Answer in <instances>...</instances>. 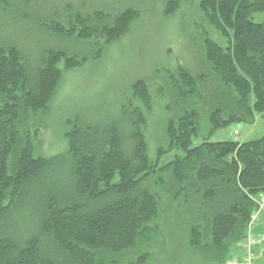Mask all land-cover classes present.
Listing matches in <instances>:
<instances>
[{
  "label": "trees",
  "instance_id": "trees-1",
  "mask_svg": "<svg viewBox=\"0 0 264 264\" xmlns=\"http://www.w3.org/2000/svg\"><path fill=\"white\" fill-rule=\"evenodd\" d=\"M41 1L0 0V264H150L177 238L181 251L167 257L177 264L235 256L264 196V136L210 137L264 112V22L251 18L264 0H164L167 18L186 4L198 7L202 63L161 77L158 95L170 99L167 145L156 159L145 133L155 95L144 78L128 86L117 115L67 116L65 150L41 151V118L65 73L101 59L142 14L133 6L86 13L69 0ZM66 41L92 54L70 51ZM211 79L220 90L209 100ZM203 121L208 136L194 146ZM174 149L183 154L161 165Z\"/></svg>",
  "mask_w": 264,
  "mask_h": 264
},
{
  "label": "rangeland",
  "instance_id": "rangeland-1",
  "mask_svg": "<svg viewBox=\"0 0 264 264\" xmlns=\"http://www.w3.org/2000/svg\"><path fill=\"white\" fill-rule=\"evenodd\" d=\"M69 1L76 9L81 8L86 13L103 9L116 14L126 7L133 6L139 8L142 14L134 23L132 32L110 45L101 59H92L83 67L65 73L64 81L56 96V103L55 99L53 101L54 107L51 113L41 118L44 124L41 133V151L50 154L52 151L58 153L65 150L66 145L62 146L65 142L62 133L63 119L67 116H88L101 121L102 117L117 115L129 94L128 86L133 80L144 78L150 83L155 95L153 110L147 118L145 133L149 143V155L152 159H156L158 148L167 145L165 131L168 112L165 106L170 98L158 95L164 85L163 76L166 75V70L180 64L185 65L190 62L191 65L198 66L202 63V46L200 39L197 38L201 36L198 29L201 17L196 10L198 7L193 5L192 8L189 5V8L186 4L177 16L167 18L163 12L164 0ZM251 18L254 22H264V11L253 13ZM204 27L210 29L206 23ZM215 36L224 41L221 36ZM34 37L35 44L42 45L43 40L39 31H36ZM65 45L70 51L77 52L79 55L92 54V48L84 43L66 41ZM219 90V84L211 79L209 100L211 92ZM207 136L208 124L203 121L200 134L193 138V145H199ZM262 136H264V112L256 113L253 123L236 121L215 131L210 140L244 142L259 139ZM178 154H183L182 150L174 149L165 153L159 162L161 165L168 163ZM67 170L66 168L61 176L64 180L69 177ZM188 210L189 204L185 205V213L180 221L177 220L178 223L185 221ZM259 224L264 231V213ZM182 246L178 238L167 243L162 247L161 257L156 256L150 264H177V260L172 262L167 257H169L168 254H178ZM255 252V264H264V245L257 247ZM196 262V264H205L203 261Z\"/></svg>",
  "mask_w": 264,
  "mask_h": 264
},
{
  "label": "built area",
  "instance_id": "built-area-1",
  "mask_svg": "<svg viewBox=\"0 0 264 264\" xmlns=\"http://www.w3.org/2000/svg\"><path fill=\"white\" fill-rule=\"evenodd\" d=\"M262 212H264V196L261 197L259 208L252 216V221L247 230V237L241 245L242 253L227 258L224 264H255V250L258 246L264 243V233H256L254 230L259 222Z\"/></svg>",
  "mask_w": 264,
  "mask_h": 264
},
{
  "label": "crops",
  "instance_id": "crops-1",
  "mask_svg": "<svg viewBox=\"0 0 264 264\" xmlns=\"http://www.w3.org/2000/svg\"><path fill=\"white\" fill-rule=\"evenodd\" d=\"M257 230L256 232H260V233H264V231L262 230V225L258 223V226L256 227ZM242 253V249L241 247L238 245L234 248L233 254L238 255Z\"/></svg>",
  "mask_w": 264,
  "mask_h": 264
}]
</instances>
